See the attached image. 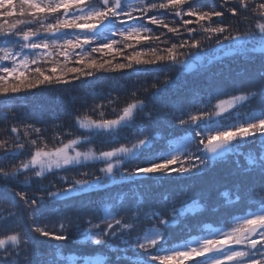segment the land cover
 Wrapping results in <instances>:
<instances>
[{"label": "snow or ice", "instance_id": "1", "mask_svg": "<svg viewBox=\"0 0 264 264\" xmlns=\"http://www.w3.org/2000/svg\"><path fill=\"white\" fill-rule=\"evenodd\" d=\"M0 20L5 120L14 112L9 99L22 92L61 90L101 71L152 76L151 90L145 79L123 106L110 93L85 100L69 114L67 132L52 126L51 146L46 129L13 123L10 142L0 140V185L23 176L40 194L16 193L34 235L8 225L0 264H264V80L227 98L211 82L193 89L184 81L217 53L264 51V0H0ZM230 157L234 198L152 190L173 175L204 177ZM49 175L57 182L44 186ZM196 208L199 216H189ZM45 210L58 227L41 226ZM209 210L216 218L201 219ZM174 232L184 235L174 241ZM69 243L86 251H65Z\"/></svg>", "mask_w": 264, "mask_h": 264}, {"label": "trees", "instance_id": "2", "mask_svg": "<svg viewBox=\"0 0 264 264\" xmlns=\"http://www.w3.org/2000/svg\"><path fill=\"white\" fill-rule=\"evenodd\" d=\"M163 11V10H161ZM154 13H150L152 15ZM171 19V16H169ZM0 22H3L0 20ZM149 27L155 28L154 25ZM159 31H166L163 29H156ZM149 43L145 42L139 45V47H148ZM208 46L207 44L205 45ZM256 47H259L257 44ZM128 51H131L129 49ZM217 59L213 60L211 64L206 61L203 62V66H193L192 69L188 70L184 75V81L187 85L193 89H203L206 81L211 82L214 89L218 90L227 98V94L240 93L243 90L250 88H258L261 81L264 80V51L256 53H247L241 55H229L224 56L217 53ZM111 59V56L105 57ZM62 59V58H61ZM121 57H117L120 60ZM117 60H113L116 63ZM34 67V66H33ZM140 68H154L157 66L151 65H140ZM130 70H124L129 72ZM176 71L167 73L168 77H174ZM147 80L149 89L152 81V76L141 77L137 80L135 74L131 76L125 75L121 71L117 72H97L93 78H89L83 81H77L73 85L64 87L61 90L57 89H36L32 92H22L16 94L15 98L9 99V107L14 109V112H8V119L5 120L0 118V140L9 139L8 132L10 131L13 123L20 125L21 121L24 123L34 124L36 127L46 129L44 135L47 138L49 145L53 143L54 128L53 125L64 124V131L67 132V124L69 122V114L74 109H79L81 105L87 100L88 104L91 105L94 98H99L102 95L111 94L112 96H118L120 105L123 106L127 102H130L133 97L131 92L136 89H140L141 85ZM165 74H159V80L163 81ZM146 94L141 90L139 91L138 98H144ZM8 98L0 97V101H4ZM258 101H252L251 103L246 102V107L243 111H248L250 108L255 107ZM3 106L0 105V117L3 116ZM110 112V109H109ZM13 115L16 119L13 121ZM139 120L137 123H142ZM22 134V133H21ZM65 140L67 137L64 138ZM87 147V146H85ZM96 147H99L97 144ZM29 149H26V151ZM84 150V149H81ZM254 151V149H249ZM234 157H230L226 161L219 162L214 166V169L210 171L206 176L191 179L182 180L179 177L173 175L168 180L163 182L154 181L152 182V190L154 194L163 196L164 194L176 195L177 193H184L187 197L198 198L202 194L206 193L209 189H213L211 197L213 201L217 199L223 201L226 199L234 198V176H235V165L233 163ZM5 167L8 166V162L5 161ZM12 163L18 164L19 161H13ZM240 163H245L243 156L240 157ZM23 176L20 177V183L10 184L8 187L0 185V222L3 223L4 227H0V232L8 230V225L15 224L22 229L23 234L26 236H33L30 228V220L27 216V210L24 208L23 201L20 200L19 196L16 195L18 191H24L31 197L39 195V191L36 185L31 187L23 186ZM57 182L54 176L49 175L48 179L43 182L44 186L49 184V181ZM248 183L254 186H258L259 178L252 177ZM226 193L227 195H221ZM189 204L192 203L190 199ZM195 207V205H193ZM254 210V209H252ZM15 213L10 219L9 212ZM200 209L196 208L194 212L188 213L191 217H198ZM47 220L41 221V226L47 223L49 228L54 226L58 227V224H54L51 216L47 215ZM201 219H215L216 214L209 210L205 213ZM190 224H197V219H191ZM216 225H213L215 227ZM184 234L181 232L173 233V240H179ZM43 240L44 238H40ZM56 243V242H51ZM65 251H86L82 246L76 248L72 244L65 245ZM191 262H186L190 264Z\"/></svg>", "mask_w": 264, "mask_h": 264}, {"label": "rangeland", "instance_id": "3", "mask_svg": "<svg viewBox=\"0 0 264 264\" xmlns=\"http://www.w3.org/2000/svg\"><path fill=\"white\" fill-rule=\"evenodd\" d=\"M188 263V262H187ZM191 264V263H190Z\"/></svg>", "mask_w": 264, "mask_h": 264}]
</instances>
